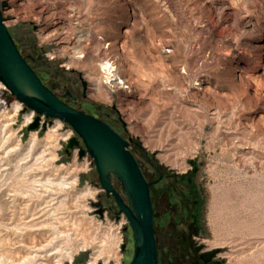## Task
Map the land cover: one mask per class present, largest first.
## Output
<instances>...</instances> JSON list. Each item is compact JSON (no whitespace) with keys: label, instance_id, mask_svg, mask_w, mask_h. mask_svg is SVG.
<instances>
[{"label":"rangeland","instance_id":"obj_1","mask_svg":"<svg viewBox=\"0 0 264 264\" xmlns=\"http://www.w3.org/2000/svg\"><path fill=\"white\" fill-rule=\"evenodd\" d=\"M5 2L43 84L79 94L67 101L131 139L149 182L162 175L150 187L159 264H194L193 245L219 249L220 264H264V0ZM31 112L0 83V264H128L131 231L93 159L66 153L63 121L28 131Z\"/></svg>","mask_w":264,"mask_h":264},{"label":"water","instance_id":"obj_2","mask_svg":"<svg viewBox=\"0 0 264 264\" xmlns=\"http://www.w3.org/2000/svg\"><path fill=\"white\" fill-rule=\"evenodd\" d=\"M7 6L5 1H0V82L25 109L36 114L27 125V130L36 131L40 127L45 130L49 122L43 120V117L63 121L73 129L75 135L64 143L66 153L70 155L77 149L79 158L87 154L93 159L105 197L115 201L114 213L117 218L123 214L128 222L133 240L132 256L128 264H159L150 187L162 175L159 173L156 180L149 182L128 149L131 139L126 140L100 118L69 106L43 84L20 53L5 24L2 10ZM155 170L159 172L158 167ZM114 178L120 182L121 192L114 187ZM93 205L101 217L105 211L111 210L104 207L101 200ZM202 248V245H197L194 250ZM122 249H125V244ZM218 253L219 249H213L201 254L200 259L204 264H219L220 261L214 259Z\"/></svg>","mask_w":264,"mask_h":264},{"label":"flooded vegetation","instance_id":"obj_3","mask_svg":"<svg viewBox=\"0 0 264 264\" xmlns=\"http://www.w3.org/2000/svg\"><path fill=\"white\" fill-rule=\"evenodd\" d=\"M62 101H64L66 104H68L69 106H71V107H73V108H75V105L73 104V103H77L78 102V98H79V94L78 95H75V94H72L71 92H70V90H67L66 92H65V95H63V96H58ZM67 98H69L70 100H72L71 102H73V103H70V102H68L67 100ZM75 109H77V110H80V111H83V112H85V113H87V114H91V112L90 111H87V110H85V109H78V108H75ZM92 115H94L95 117H97V118H100L101 120H103V121H105V122H107L114 130H116L119 134H121L119 131H118V129H117V127L115 126V124L113 123V122H111L108 118H104V117H100L99 115H97V114H92ZM157 243H158V241H157ZM195 246H197V245H193L191 248H192V250H193V252H194V261H193V263L194 264H204V262L200 259V257H201V254H203V253H206V252H208V251H210V250H205V248L203 247L201 250H199V251H195L194 250V247ZM215 260H216V257L214 258ZM171 261H172V263H171ZM190 264L189 263V257L188 256H181L179 259H177L176 261H174V260H170V264ZM211 263V262H210ZM210 263H208V264H210ZM220 264V263H219Z\"/></svg>","mask_w":264,"mask_h":264},{"label":"bare ground","instance_id":"obj_4","mask_svg":"<svg viewBox=\"0 0 264 264\" xmlns=\"http://www.w3.org/2000/svg\"><path fill=\"white\" fill-rule=\"evenodd\" d=\"M6 1V0H5ZM7 1H9V2H12V0H7ZM13 3V2H12ZM11 9V8H10ZM56 13V12H55ZM57 14V13H56ZM57 16H58V14H57ZM54 20V19H53ZM59 20V19H58ZM59 25V24H58ZM76 27H77V24H76ZM80 27V26H79ZM62 29V28H61ZM84 30V29H83ZM82 30V31H83ZM81 33V32H80ZM88 33V32H87ZM55 34V33H54ZM55 36V35H54ZM68 37V36H67ZM67 37L65 36V34L63 33L62 34V36L59 38L60 40L62 39L63 41L64 40H67ZM80 37V36H79ZM58 38V37H57ZM72 38H74V37H72ZM76 39V38H75ZM78 39V38H77ZM58 40V39H57ZM70 41V40H69ZM62 42V41H61ZM73 43V42H72ZM74 43H76V42H74ZM77 43H78V41H77ZM67 44V43H66ZM68 45V44H67ZM81 46V45H80ZM72 48H74V47H72ZM71 48V49H72ZM73 50V49H72ZM71 50V51H72ZM75 50V49H74ZM76 52V51H75ZM80 53V52H79ZM81 57H82V55H80ZM75 57H76V54H75ZM101 64V63H100ZM115 67V66H114ZM114 67H113V65H112V63L110 62V61H108V60H104V63H102L101 64V69H102V71H103V73H105V75H106V77H105V75H104V77L106 78V82L108 83V85L109 86H111V87H115V86H118L119 84H121V83H123V80H124V78H123V80L122 79H120L121 77H118V75H116V73H113L114 72ZM116 79H118L119 81H117L116 82ZM1 83V82H0ZM1 85H3L2 83H1ZM122 85V84H121ZM4 86V85H3ZM5 87V86H4ZM119 87V86H118ZM122 88V87H121ZM33 120V119H32ZM31 120V121H32ZM30 121V122H31ZM29 122V123H30ZM115 253V252H114ZM108 256H110V255H108ZM113 256V255H112ZM117 257V256H116ZM112 258V257H111ZM106 262V261H105ZM104 262V263H105ZM104 263H102V264H104ZM92 264H100V263H97V261H96V258L94 259V261L92 262Z\"/></svg>","mask_w":264,"mask_h":264},{"label":"trees","instance_id":"obj_5","mask_svg":"<svg viewBox=\"0 0 264 264\" xmlns=\"http://www.w3.org/2000/svg\"><path fill=\"white\" fill-rule=\"evenodd\" d=\"M31 66V65H30ZM32 67V66H31ZM191 193H192V195H193V197L195 198V200L192 202L193 204H195L196 205V209L198 208V205H199V202H198V196H197V194H196V192H195V189L194 188H192L191 187ZM193 198V199H194ZM158 248V247H157Z\"/></svg>","mask_w":264,"mask_h":264},{"label":"built area","instance_id":"obj_6","mask_svg":"<svg viewBox=\"0 0 264 264\" xmlns=\"http://www.w3.org/2000/svg\"><path fill=\"white\" fill-rule=\"evenodd\" d=\"M30 114H32V118H33L34 112H31ZM32 118H31V119H32ZM42 119H43V118H42ZM43 120H44V119H43Z\"/></svg>","mask_w":264,"mask_h":264}]
</instances>
